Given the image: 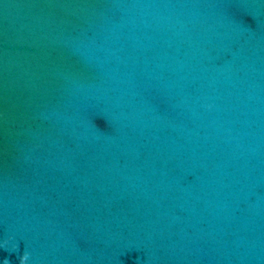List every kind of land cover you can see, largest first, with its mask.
<instances>
[{"label":"water","instance_id":"water-1","mask_svg":"<svg viewBox=\"0 0 264 264\" xmlns=\"http://www.w3.org/2000/svg\"><path fill=\"white\" fill-rule=\"evenodd\" d=\"M264 264V0H0V264Z\"/></svg>","mask_w":264,"mask_h":264},{"label":"clouds","instance_id":"clouds-1","mask_svg":"<svg viewBox=\"0 0 264 264\" xmlns=\"http://www.w3.org/2000/svg\"><path fill=\"white\" fill-rule=\"evenodd\" d=\"M27 259V256L25 255L24 257H22V262L21 264H23V261Z\"/></svg>","mask_w":264,"mask_h":264}]
</instances>
